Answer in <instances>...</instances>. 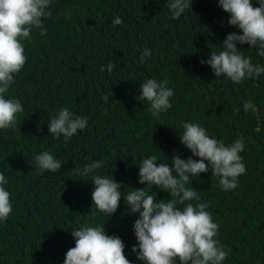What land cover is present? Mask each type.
I'll return each instance as SVG.
<instances>
[{
    "label": "trees",
    "instance_id": "1",
    "mask_svg": "<svg viewBox=\"0 0 264 264\" xmlns=\"http://www.w3.org/2000/svg\"><path fill=\"white\" fill-rule=\"evenodd\" d=\"M168 3L51 0L46 34L35 31L30 42L23 41L26 63L5 97L18 99L24 111L17 114L15 129H0V173L10 185L25 183L28 188L24 207L0 223V264H64L65 257L58 258L68 233L86 223L105 225L107 234L122 239L132 264H143L132 251L138 214L129 213L123 195L144 187L138 166L144 158L156 155L158 164L170 167L173 155L199 159L180 140L184 122L199 124L226 146L243 139L240 155L246 174L238 178L237 188L223 190L211 168L187 187L197 191L199 202L209 204L206 210L219 226L215 238L229 253L223 264H264V75L234 84L216 78L209 65L200 63L209 59L210 51L222 50L220 43L228 33L240 32L217 11L218 0H192L178 19H170ZM252 3L258 6L257 0ZM116 17L123 23L113 25ZM237 47L253 64L264 66L256 48ZM145 48L152 56L141 64ZM109 62L115 65L113 71H100ZM148 78L168 79L174 90L172 107L159 119L151 116L147 101L136 99L139 84ZM249 100L256 105L255 113L243 109ZM61 108L86 117V131L68 140L49 134V120ZM43 151L63 163L59 172L41 173L35 167L32 161ZM93 161L104 162L96 174H107L123 185L119 208L110 217L92 205L90 179L73 172ZM149 194L170 198L155 188ZM40 200L56 219L46 232L48 258L35 262L22 213ZM9 232L18 249L8 243Z\"/></svg>",
    "mask_w": 264,
    "mask_h": 264
},
{
    "label": "clouds",
    "instance_id": "2",
    "mask_svg": "<svg viewBox=\"0 0 264 264\" xmlns=\"http://www.w3.org/2000/svg\"><path fill=\"white\" fill-rule=\"evenodd\" d=\"M50 3L51 0H0V129H15L17 114L24 111L18 99L6 98L5 94L14 83L15 74L26 63L23 41L30 42L31 33L35 31H40L41 36L46 34L47 19L52 15ZM257 4L253 6L252 0H218L215 4L217 11L229 18L227 23L240 30L228 33L220 43L222 50L210 51L209 59L200 61L211 67L216 78L223 76L234 84H241L246 79L256 80L264 75V66L253 64L237 47V44H247L248 48L257 49L258 56L264 57V0H257ZM153 5L159 9L158 2ZM191 5L192 0H169L166 12L171 13L170 19H178ZM122 23L120 17L112 21L113 25ZM151 56L152 51L145 48L139 62L143 64ZM114 67V63L109 62L102 65L100 71L106 68L111 73ZM168 84V79L158 82L154 78L139 84L140 94L136 99L143 103L147 101L148 111L155 119L172 107L170 97L174 90ZM108 99L107 95L103 97L105 102ZM243 109L245 112L257 111L250 100L243 102ZM239 111V108L234 109V112ZM87 124L86 117L61 108L49 120L48 132L55 138L73 139L86 131ZM181 127L182 144L199 159H181L178 154L173 155V166L170 167L166 162L158 164L156 155L144 158L138 165L139 183L144 187L123 195L129 213L138 214L133 225L137 244L133 245L132 251L143 264H177V260L179 264H223L229 253L215 238L219 226L206 210L209 204L199 202L197 191L187 185L192 178L211 168L212 176L219 177L218 184L223 190L237 188L238 178L246 174L240 155L244 142L237 139L226 146L210 137L197 123L184 122ZM32 163L41 173H57L63 165L49 151L37 154ZM103 163L93 161L73 172L77 177L90 179L92 205L110 217L119 208L123 185L107 174H96ZM27 188L25 183L10 185L6 174L0 173V223L24 207ZM153 188L169 193L170 198L157 199L149 194ZM55 219L42 200L24 208L22 224L30 239V258L35 262L48 258L46 232ZM7 241L18 249V241L10 232ZM124 248L122 239L107 234L105 225L86 223L68 233L58 259L65 257L64 264H132L125 256Z\"/></svg>",
    "mask_w": 264,
    "mask_h": 264
}]
</instances>
